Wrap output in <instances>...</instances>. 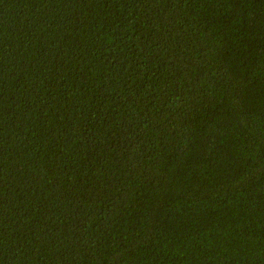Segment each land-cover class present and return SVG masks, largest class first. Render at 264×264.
Returning <instances> with one entry per match:
<instances>
[{
	"label": "trees",
	"instance_id": "1",
	"mask_svg": "<svg viewBox=\"0 0 264 264\" xmlns=\"http://www.w3.org/2000/svg\"><path fill=\"white\" fill-rule=\"evenodd\" d=\"M0 264H264V0H0Z\"/></svg>",
	"mask_w": 264,
	"mask_h": 264
}]
</instances>
